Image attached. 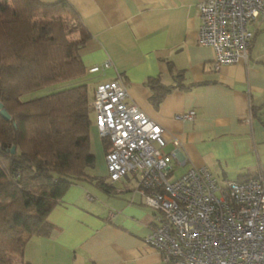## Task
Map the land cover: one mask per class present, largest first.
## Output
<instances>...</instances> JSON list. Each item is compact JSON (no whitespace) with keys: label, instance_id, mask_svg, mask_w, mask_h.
Wrapping results in <instances>:
<instances>
[{"label":"crops","instance_id":"obj_1","mask_svg":"<svg viewBox=\"0 0 264 264\" xmlns=\"http://www.w3.org/2000/svg\"><path fill=\"white\" fill-rule=\"evenodd\" d=\"M67 1L89 34L78 50L83 77L98 74L91 85L90 110L95 87L119 80L128 102L161 128L164 151L177 148L178 157L185 159L184 166L173 160L176 172L203 167L219 183L264 178L263 16L248 25L253 39L247 62L214 70L212 48L198 42L203 0ZM105 63L107 68L88 72ZM83 77L77 84L86 85ZM150 78L170 89L157 106L150 101ZM189 111L195 113L192 120L175 119ZM89 142L93 156L92 150L105 152L92 126ZM104 172L101 177L88 173L104 178L112 192L93 181L70 185L48 215L53 226L49 236L32 237L25 244L23 264H167L144 242L160 224L159 212L143 204L134 176L110 182Z\"/></svg>","mask_w":264,"mask_h":264},{"label":"trees","instance_id":"obj_2","mask_svg":"<svg viewBox=\"0 0 264 264\" xmlns=\"http://www.w3.org/2000/svg\"><path fill=\"white\" fill-rule=\"evenodd\" d=\"M89 38L67 0H0V264H23L25 244L49 236L52 208L70 185L93 181L87 86L76 84L31 100L27 93L83 77L78 50ZM157 106L169 88L150 78ZM106 151V141H103Z\"/></svg>","mask_w":264,"mask_h":264},{"label":"built area","instance_id":"obj_3","mask_svg":"<svg viewBox=\"0 0 264 264\" xmlns=\"http://www.w3.org/2000/svg\"><path fill=\"white\" fill-rule=\"evenodd\" d=\"M198 42L213 50L212 68L246 63L253 33L248 25L264 17V0H203ZM108 67L93 66L89 73ZM90 107L96 131L106 141L104 161L110 182L136 179L143 204L161 221L144 238L167 264H264V178L219 185L205 168L185 165L178 149L166 153L161 128L127 100L119 80L98 84ZM195 113L175 116L192 120ZM176 146V142H172Z\"/></svg>","mask_w":264,"mask_h":264},{"label":"rangeland","instance_id":"obj_4","mask_svg":"<svg viewBox=\"0 0 264 264\" xmlns=\"http://www.w3.org/2000/svg\"><path fill=\"white\" fill-rule=\"evenodd\" d=\"M94 76L96 77V76H98V74L97 75H87V76H84L82 78L85 81L86 85H87V93H88L89 101L91 100V93H92L91 85H92V83L94 81V78H93ZM76 84H77V80L76 79L75 80H71V81H65V82H57V83H54V84H52L50 86L43 87V88L31 91V92L27 93L26 95H24L22 98L24 100L35 99V98L42 97V96H45V95L50 94V93H54V92H57V91H61L63 89H67V88L73 87ZM89 119L91 121V126L96 131V125H95L96 115H95V112L92 111V110L89 111ZM96 136L99 139L97 131H96ZM92 151L95 153L94 154L95 159H94L93 168L89 169L90 174L96 173V174L100 175V177H101V175L105 176V172H104V170L106 171L105 161L103 163V161H101V155L98 156L99 153L102 152L103 159H104L103 149H101V152L98 150L99 153L95 152L94 150H92ZM102 163L104 164V166H102ZM177 174H181V173L176 172V175ZM132 181L135 182L134 180H132ZM230 181H234V180H230ZM218 184L222 185V187L225 186V182H221V183L218 182Z\"/></svg>","mask_w":264,"mask_h":264},{"label":"water","instance_id":"obj_5","mask_svg":"<svg viewBox=\"0 0 264 264\" xmlns=\"http://www.w3.org/2000/svg\"><path fill=\"white\" fill-rule=\"evenodd\" d=\"M0 115L4 120H9L10 116L9 114L3 109L2 104H0Z\"/></svg>","mask_w":264,"mask_h":264}]
</instances>
